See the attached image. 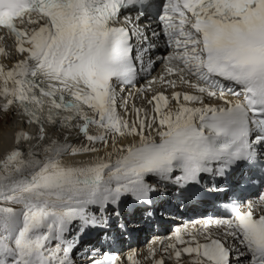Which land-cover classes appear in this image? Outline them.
<instances>
[{
    "label": "snow or ice",
    "instance_id": "snow-or-ice-1",
    "mask_svg": "<svg viewBox=\"0 0 264 264\" xmlns=\"http://www.w3.org/2000/svg\"><path fill=\"white\" fill-rule=\"evenodd\" d=\"M145 2L0 0V29L6 32L0 43L14 37L23 57L11 68L0 64L3 110L18 105L39 131L38 136L18 132L17 146L0 160V264H74L76 242L65 237L73 222H80L81 232L106 226L109 206L119 216L128 197L151 204L157 189L150 177L184 188L200 184L202 174L226 177L247 169L251 179L257 165L264 170V0H166L159 19L174 48L168 59L180 65L167 72L200 94L184 93L183 101L204 105L206 96L223 103L163 111L168 98L159 94L152 98L156 115L138 116V123L129 124L117 113L116 85L134 81V61L143 59L132 55L129 31L115 25L121 9ZM0 56H7L4 47ZM226 93L239 99L229 100ZM172 98L180 104L179 92ZM78 120L83 123L76 126L91 143L107 145L108 133L138 141L116 148L114 160L109 153L83 165H67L62 158L97 149L51 140L42 153L22 150L21 141L47 139L45 124L72 127ZM90 125L103 132L89 134ZM145 129L155 130L159 142ZM241 177L242 183L243 171ZM244 207L240 199L225 205L231 218L216 221L226 226L224 238L205 233L201 241V233H189L185 240L177 230L175 239L183 247L170 246L177 264L183 255L190 257L189 264H232L233 253L237 264H264V214L256 218L251 202ZM227 237L244 250L230 246ZM242 256L246 261H240ZM92 264H117V257L105 254Z\"/></svg>",
    "mask_w": 264,
    "mask_h": 264
},
{
    "label": "bare ground",
    "instance_id": "bare-ground-1",
    "mask_svg": "<svg viewBox=\"0 0 264 264\" xmlns=\"http://www.w3.org/2000/svg\"><path fill=\"white\" fill-rule=\"evenodd\" d=\"M166 3V1L162 4V0H159L158 3L156 4V8H158L161 4V8L163 10V5ZM153 8L152 12L156 13L158 12V9ZM163 12V11H162ZM161 12V13H162ZM149 15H152V13H150ZM122 23H125V21L123 19L119 20V22L115 25L117 27H121L120 25ZM152 27H156L157 25H159V21H152L151 22ZM29 27L31 28H35L37 27V25H30ZM154 30L156 31V35H154L156 41L155 43H158L157 45V66L156 63L154 65V68L152 69V71L150 72V76H148V79L150 77H154V76H158V74L160 72H164L166 73V68H168L169 66H172L174 68H178L180 67L179 62L176 60H169L168 57L174 52V48L173 47H169L166 44H168L167 42V38L162 36V33H160L163 30V25L161 27L158 28H154ZM160 30V31H159ZM1 33V32H0ZM3 36L6 35V33L2 34ZM11 36H7V38H10ZM164 38V39H163ZM5 45V43H4ZM165 45V47H164ZM13 46L16 49L15 46V42L13 40ZM3 47V46H1ZM6 47V45H5ZM6 51H7V47H6ZM155 57V56H154ZM20 59H23L22 56H20L19 54H17L16 50H11L9 52H7V56H0V64H3L5 66V68H11L15 65V63H17ZM142 59H143V65L145 64V60H147L145 58V55H142ZM148 62V61H146ZM159 69V71H158ZM188 78V77H187ZM193 78V77H192ZM193 80H195V78H193ZM145 85H143V81H139L137 87L139 88V91L136 88H126L123 87L122 85H119L116 89V110L118 115L124 119L127 120L129 122V124H132L133 122H137L138 123V116L139 118H143L145 116V114L151 118L152 116L156 115L154 109H152L153 104L149 103V101L151 100L150 97L151 94H148L147 90L145 89ZM11 87V84L9 85ZM157 86V85H156ZM148 87V86H146ZM150 87H154L153 84L150 85ZM172 89V88H170ZM175 90H180L178 87ZM143 93V98H142V93ZM181 94V101L180 104H178L172 97L171 92H169V90H164V87H162V89L160 88L159 91H157V93L159 94H163L164 96H166L168 98V107L164 110V111H172L173 109H175L176 107H178V105L187 103L184 102L182 97H183V93L180 91H178ZM188 94H192L189 91H185ZM196 95V94H193ZM225 98L232 100V101H237L239 98L231 95L230 93H226ZM5 101L2 97H0V111L3 113H8L5 114L6 115V120L4 124H0V160H3L6 155H8L17 145H16V134L18 132H25L30 136H38L39 135V131H38V127L37 125H35L34 128H31L30 126H28L21 118L18 117L15 109L13 106H11L10 108H8L7 111L3 110V105H4ZM222 100L220 99H211L209 100V97H204V105H212V106H222ZM190 107H203L204 105H200V104H192L189 103ZM18 106V105H17ZM136 109H141L140 113L138 114ZM173 112V111H172ZM89 115H93L91 113V111H89ZM198 120V119H197ZM83 121H73L72 127H59V128H50L47 129L45 128V134L47 136V139H45L43 142H39L36 139H32V140H28V141H21V146H22V150L27 153L29 151H37L42 153V149L43 146L47 145L48 143L51 142V140H56L60 143H64L67 145H71L72 147L76 148V149H83V148H95L97 149V151H92V152H86V153H82L80 155H71L70 153L63 156L62 158V162L67 164V165H83V164H88L90 162H95L96 160H98L99 158H104L107 159L108 158V154L111 153V158L114 160L117 156V152H116V148H119L121 145H127L129 143L132 142H136L138 141V137H120L119 135H113L112 133H108L107 134V145H105L102 142H95V143H91L89 141H87V139L84 137L83 133L80 131V128L77 127L76 125L78 124H82ZM155 128V126H154ZM89 134L92 135H99L103 132L102 129H100L98 126L96 125H90L89 126ZM145 135H151L152 137H154L156 139L157 142H159V137L156 135L155 130H152L151 132H149L148 129H145ZM113 144H115V148L113 147ZM174 175H179V172L174 173ZM150 182L156 185V178L155 177H150ZM158 182V181H157ZM174 180L173 181H164V188H172V184H174ZM161 195H166V199H170V196H168L165 192H163ZM125 199H129L131 201H133L130 197L128 198H124ZM19 207V205H16ZM112 206L110 205L108 210H107V224L106 226H102V227H94V228H87L85 229L83 232H79V234L77 235V237H74V241L75 246L73 248V251L78 249L79 246V238L82 236H87V234H89V236H93L96 232H100L102 231V233L106 234L108 230H110V226L111 223H114V217L111 214L112 210ZM179 209V208H177ZM92 212H94L97 216H100L101 213H99L95 207H91L90 209ZM192 216L191 212L189 210L184 209V212H180V211H174L173 212V216H171V220L172 221H179L182 224H192L191 223V219L190 217ZM75 226V227H73ZM74 230H73V229ZM171 226L170 225H165L163 228H159L157 231V235H161L163 234V231H166L168 229H170ZM75 229H77V221H74L73 224L70 226V231L65 233V237L66 239H68V237L70 236L71 233H73L75 231ZM90 231V233H89ZM143 233H145V236L148 237V239H150L151 236V230L150 231H142ZM180 233H182V231H179ZM108 234V233H107ZM177 234V231L174 230L171 233L168 234H163L162 236H160V238L157 240L156 245H160V251L164 250L165 248H167V246L169 245V247L172 245V242L175 239V236ZM129 234H127L126 236H128ZM153 235V234H152ZM169 236V237H167ZM143 239H145L144 237L142 238L140 235L134 240L135 244L133 247H139L137 244L140 243ZM237 241V240H236ZM54 243V242H53ZM113 243V242H112ZM240 245V250L243 251V246L241 244ZM76 247V248H75ZM182 245H179L178 248H182ZM141 248V247H139ZM137 248L139 251L140 249ZM136 249V250H137ZM127 250V258L129 262V257H131V262L132 264H143V263H137V262H133V257H132V252L131 249H127V247H124L122 252H124V254L126 253ZM72 251V252H73ZM144 251H147L146 248H144ZM150 250H148L149 253ZM160 251H158V254L155 257V260H153V263L150 262V264H159L156 262V260H161L162 256L164 255L163 253H160ZM148 253H143L142 257L144 256V258L146 257V255ZM150 254V253H149ZM95 254L91 255L90 257H86L85 256L83 258H81V260L79 262V264H92V260L96 258V256H94ZM123 255V254H121ZM167 256H169V259L167 260V258L165 260H167L166 262L164 261L163 264H177V261L174 257V251H169V253L167 254ZM121 257V256H120ZM124 257V256H122ZM165 257V255H164ZM99 258V257H97ZM161 258V259H160ZM190 261V257L187 255H183L181 260L179 261V264H189Z\"/></svg>",
    "mask_w": 264,
    "mask_h": 264
},
{
    "label": "rangeland",
    "instance_id": "rangeland-1",
    "mask_svg": "<svg viewBox=\"0 0 264 264\" xmlns=\"http://www.w3.org/2000/svg\"><path fill=\"white\" fill-rule=\"evenodd\" d=\"M12 45L10 44L9 45V48L11 47ZM5 114H8V113H3V112H1L0 111V124H4L5 123V120H6V115ZM8 206H11V205H8ZM13 207V206H12ZM15 207L16 208H19L18 206H16L15 205ZM78 226V225H77ZM73 227H75V226H73ZM72 237H74V236H72L71 235V237H70V241L72 240ZM143 241V240H142ZM141 241V242H142ZM140 242V243H141ZM55 243V242H54ZM139 244V243H138ZM137 244V245H138ZM143 246V244H139V247H141V248H139L140 249V251L138 250V252L136 253V254H132V257H133V260H134V257L136 256L137 257V259H136V261H133V262H137V263H143V264H150V262H148V260H147V258L146 259H144V256H143V258H142V254L143 253H148L147 251H144V248L145 247H142ZM169 246V245H168ZM137 247V246H136ZM76 248V247H75ZM135 248V247H134ZM138 248V247H137ZM151 249L153 250V248L151 247ZM170 251V250H169ZM150 253V254H149ZM147 255H146V257H154V259H155V257H156V255H154V254H152L151 253V251L149 252ZM153 259V260H154ZM127 261H128V258H127ZM167 260H165V262H166ZM152 263H153V261H152ZM128 264H132V262L131 261H129L128 262Z\"/></svg>",
    "mask_w": 264,
    "mask_h": 264
}]
</instances>
